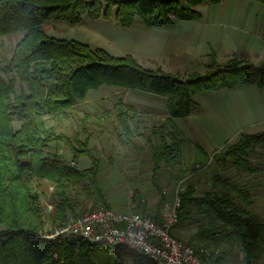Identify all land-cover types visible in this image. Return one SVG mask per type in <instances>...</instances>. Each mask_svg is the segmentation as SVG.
<instances>
[{"label": "trees", "instance_id": "trees-1", "mask_svg": "<svg viewBox=\"0 0 264 264\" xmlns=\"http://www.w3.org/2000/svg\"><path fill=\"white\" fill-rule=\"evenodd\" d=\"M201 1L0 0V35L25 31L11 54L0 57V264H124V257H131V264H156L121 244L88 242L73 236L48 239L40 234L44 230L41 228L45 223V207L35 181L37 184L45 180L54 183L53 217L58 223L70 218L68 210L76 208L70 193L71 184L89 179L98 188L101 167L100 158L88 146L89 138L83 141L75 138L77 147L68 136L47 125L46 115L72 108L85 99L89 91L104 85L165 96L166 122L153 129L158 138V144L153 147L152 175L155 178L163 161L170 163L181 153L184 138L175 119L192 112L193 97L242 84L264 88V60L254 64L234 54L221 64L211 51L206 73L192 72L180 77L143 67L131 54L115 56L81 41L51 36L43 23L47 20L77 23L87 12L93 18L114 14L125 26L133 25L136 14H140L143 24L161 26L173 22L175 17L198 18L200 12L192 5ZM258 1L264 3V0ZM122 105L118 117L125 137L132 140L134 131L129 121L134 120L135 115L129 112L136 108L130 103ZM55 140L66 143L73 162L85 154L92 165L79 168L70 160L47 151L49 143ZM147 143L152 145L151 138ZM262 145L264 130L242 132L236 141L214 153V158L224 166L229 163L252 169L250 153ZM213 180L224 182L219 174H215ZM235 190L240 197H248L246 190ZM195 192L194 185L190 184L178 193L179 218L173 228L176 236V227L194 213V207L201 213L208 212L210 221L200 223L195 232L182 239L204 258H214V264H219L220 248L211 253L205 249L201 252L195 241L239 243L244 252L243 264H252L264 255V220H260L251 207L236 202L229 189L221 192L213 186L201 196ZM251 203L249 201L248 205ZM154 217L160 218L158 214Z\"/></svg>", "mask_w": 264, "mask_h": 264}, {"label": "rangeland", "instance_id": "rangeland-1", "mask_svg": "<svg viewBox=\"0 0 264 264\" xmlns=\"http://www.w3.org/2000/svg\"><path fill=\"white\" fill-rule=\"evenodd\" d=\"M192 7L200 12L198 18L175 17L173 22L161 26L143 24L140 14H136L133 25L125 26L114 14L93 18L85 12L77 23L47 20L43 28L51 36L81 41L115 56L131 54L143 67L180 77L192 72L206 73L211 51L221 64L234 54L254 64L264 60L262 1L203 0ZM24 33L19 30L0 35L1 58L11 54ZM193 100L192 112L187 117L175 119L184 138L181 153L170 163L163 161L155 178L152 175L153 147L158 144V138L153 129L166 122L165 96L104 85L89 91L86 98L72 108L48 113L49 127L68 136L77 147L75 138L81 141L89 138L88 146L101 160L98 188L89 179L71 184L70 193L76 208L68 210L69 217L100 205L127 210L131 191L135 193L133 199L149 210V214L161 216L167 204L172 205L176 194L193 184L198 196L213 186L221 192L229 189L236 202L251 207L260 220H264V145L251 151L252 169L229 163L224 166L214 158V153L224 150L242 132L264 130V88L242 84L198 94ZM123 103L133 104L136 108L129 112L135 115L134 120L129 121L134 131L132 140L125 137L118 117ZM15 124L19 126L20 123L16 121ZM148 138L152 145L147 143ZM46 149L79 168L92 165L85 154L73 162L72 152L63 141H52ZM215 174H219L224 182L215 183ZM35 185L45 207V223L41 229L48 230L66 221L56 223L53 217L54 183L45 180L37 184L35 181ZM237 188L246 190L248 197H240ZM142 197L146 200L142 201ZM249 201L252 202L250 206ZM193 209L194 213L176 227L175 233L181 238L186 239L200 223L210 221L208 212ZM195 243L210 253L220 248L219 264L244 263V252L239 243L222 241L217 244L209 239ZM132 261L131 257H124V264ZM252 264H264V255Z\"/></svg>", "mask_w": 264, "mask_h": 264}, {"label": "built area", "instance_id": "built-area-1", "mask_svg": "<svg viewBox=\"0 0 264 264\" xmlns=\"http://www.w3.org/2000/svg\"><path fill=\"white\" fill-rule=\"evenodd\" d=\"M134 195L133 191L129 192L131 200ZM179 206L180 198L176 194L172 205L167 204L157 219L149 213L100 205L40 231V234L48 239L73 236L88 242L121 244L156 264H214V258H204L192 244L173 233ZM200 251L204 249L200 248Z\"/></svg>", "mask_w": 264, "mask_h": 264}, {"label": "crops", "instance_id": "crops-1", "mask_svg": "<svg viewBox=\"0 0 264 264\" xmlns=\"http://www.w3.org/2000/svg\"><path fill=\"white\" fill-rule=\"evenodd\" d=\"M129 201L130 202H127V210H136V211H140L143 213H149L150 212L149 210H146V208L143 207V205H140L139 203H137L138 201L136 202L134 199L131 200L130 198H129ZM134 207H136V208H134Z\"/></svg>", "mask_w": 264, "mask_h": 264}]
</instances>
